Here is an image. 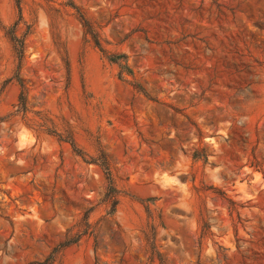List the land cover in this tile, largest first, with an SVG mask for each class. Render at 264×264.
Listing matches in <instances>:
<instances>
[{"label":"rangeland","instance_id":"1","mask_svg":"<svg viewBox=\"0 0 264 264\" xmlns=\"http://www.w3.org/2000/svg\"><path fill=\"white\" fill-rule=\"evenodd\" d=\"M0 264H264V0H0Z\"/></svg>","mask_w":264,"mask_h":264},{"label":"trees","instance_id":"2","mask_svg":"<svg viewBox=\"0 0 264 264\" xmlns=\"http://www.w3.org/2000/svg\"><path fill=\"white\" fill-rule=\"evenodd\" d=\"M97 44H99L98 42H97ZM120 58H124V60L126 59V56H123V57H114L113 59H111L113 62H115V63H118L119 65H120V67H121V69H122V77H123V75L125 74V73H127V74H132V71L130 70V68H129V66H128V64L127 63H124V62H126V61H121V59ZM22 102H23V98H22Z\"/></svg>","mask_w":264,"mask_h":264}]
</instances>
